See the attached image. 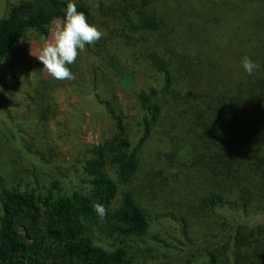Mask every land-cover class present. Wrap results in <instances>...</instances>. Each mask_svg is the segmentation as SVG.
Returning <instances> with one entry per match:
<instances>
[{
    "label": "trees",
    "instance_id": "obj_1",
    "mask_svg": "<svg viewBox=\"0 0 264 264\" xmlns=\"http://www.w3.org/2000/svg\"><path fill=\"white\" fill-rule=\"evenodd\" d=\"M73 2L92 23L87 1ZM68 3L19 0L0 15V64L18 88L0 130V264H133L154 250L142 246L146 198L193 210L167 212L181 220L178 264L262 263L264 223L235 211L264 208V0H101L114 29L86 44L68 65L75 79L61 81L25 41L48 35ZM191 30L217 64L198 59ZM245 56L260 65L251 75ZM57 84L90 96L104 118L100 140L68 158L56 142H69L73 121L57 118Z\"/></svg>",
    "mask_w": 264,
    "mask_h": 264
},
{
    "label": "rangeland",
    "instance_id": "obj_2",
    "mask_svg": "<svg viewBox=\"0 0 264 264\" xmlns=\"http://www.w3.org/2000/svg\"><path fill=\"white\" fill-rule=\"evenodd\" d=\"M17 1L19 0H0V15L5 10L7 3H15ZM86 1L92 14V24H95L103 32V36H105L110 31H112L115 26L112 23L111 15L107 12L105 7H99V1L101 0ZM49 35L50 34L41 36L33 32L28 33L27 39L25 41V48L30 59L36 58L31 54V52L38 53L41 50L43 44L48 40ZM187 38L194 47V52L200 61L208 62L210 65L217 64V61L210 54L207 44L197 31H189ZM212 71H214V69H212ZM220 79L221 76L219 75L215 77V80ZM17 90L18 88L14 86L8 77L6 67L0 64V130L4 129L3 120H5V116L3 114V110L7 109V112H12L13 110L12 105L6 100L8 97L7 93L15 91L17 92ZM116 90L120 96H125L127 94L125 87L119 83H116ZM51 91L55 101L58 104L57 118L68 117L70 115L73 121L69 142H56L61 155H63L64 158H68L72 149L95 143L100 140L103 132L105 131L103 127L104 118L101 107L97 105L90 96L79 99L77 92H74L71 88L60 84L53 85ZM15 109H17V112H20L23 107L18 104L15 106ZM48 126L50 129L49 134H53L54 136V132L56 131L55 121L49 122ZM176 141L177 144L182 147L183 142L181 138H177ZM4 158L5 157L3 156L2 160H4ZM67 173L72 179L73 175L69 171H67ZM145 203L151 218V229L145 238L149 243H143L142 246H150V248H153L154 250L146 251L143 255L137 252L135 255L138 254V257H133L132 263L138 264L142 262L143 264H153L154 262H157V264H168L169 262V264H178L179 262H177V258L182 257V255L180 252H177V246L174 244V242H181V238L178 233L179 231H176V228H179L180 226L181 220L178 222L176 221L177 218H175L174 221L171 220L170 216L167 215V212H174L176 217L181 215L183 218L188 219L185 216H190L193 210L191 209L189 212H187L185 204H183L182 208H177L168 202L153 204L147 198ZM223 211V209H216V212L218 213H223ZM235 214L236 218H239L240 222H244L248 225L254 226L258 223H264V208L260 212L256 213L246 212L239 214V211H235ZM173 226H175V229ZM156 241L160 247L153 245V243ZM135 243L133 247L139 245ZM170 254L171 258L168 257ZM187 260L189 259H186V261ZM259 264H264V259L263 262H260Z\"/></svg>",
    "mask_w": 264,
    "mask_h": 264
},
{
    "label": "clouds",
    "instance_id": "obj_3",
    "mask_svg": "<svg viewBox=\"0 0 264 264\" xmlns=\"http://www.w3.org/2000/svg\"><path fill=\"white\" fill-rule=\"evenodd\" d=\"M49 38L35 56L43 68L56 80H74L75 76L68 67L75 63L80 52L85 50L86 44L99 41L103 32L92 23L86 15L77 10L76 3L69 0L66 6L65 17L60 21H53L49 26ZM245 71L251 75L260 65L248 56L242 60ZM94 210L103 219L107 209L102 204H94Z\"/></svg>",
    "mask_w": 264,
    "mask_h": 264
}]
</instances>
